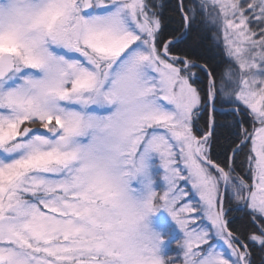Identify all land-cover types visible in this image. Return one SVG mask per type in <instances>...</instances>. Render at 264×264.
Segmentation results:
<instances>
[{"label": "snow or ice", "instance_id": "snow-or-ice-1", "mask_svg": "<svg viewBox=\"0 0 264 264\" xmlns=\"http://www.w3.org/2000/svg\"><path fill=\"white\" fill-rule=\"evenodd\" d=\"M0 264H264V0H0Z\"/></svg>", "mask_w": 264, "mask_h": 264}, {"label": "rangeland", "instance_id": "rangeland-1", "mask_svg": "<svg viewBox=\"0 0 264 264\" xmlns=\"http://www.w3.org/2000/svg\"><path fill=\"white\" fill-rule=\"evenodd\" d=\"M183 187L190 188V185L182 184ZM198 199V198H197ZM150 226L156 232H159L162 238L161 253L162 255L170 254L176 242L181 239L182 234L175 227L167 212L163 209L150 217ZM175 254L174 252L172 253Z\"/></svg>", "mask_w": 264, "mask_h": 264}, {"label": "trees", "instance_id": "trees-1", "mask_svg": "<svg viewBox=\"0 0 264 264\" xmlns=\"http://www.w3.org/2000/svg\"><path fill=\"white\" fill-rule=\"evenodd\" d=\"M225 58L221 55H217L214 61V66L217 72H220L224 68ZM244 167L243 165L241 166ZM235 220H239V217H235Z\"/></svg>", "mask_w": 264, "mask_h": 264}]
</instances>
